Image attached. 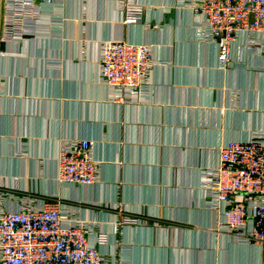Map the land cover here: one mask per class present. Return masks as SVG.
Segmentation results:
<instances>
[{
    "label": "crops",
    "instance_id": "1",
    "mask_svg": "<svg viewBox=\"0 0 264 264\" xmlns=\"http://www.w3.org/2000/svg\"><path fill=\"white\" fill-rule=\"evenodd\" d=\"M197 2L36 0L24 39L0 44V212L58 200L68 222L107 236L110 264H261L258 243L220 228L203 183L222 145L264 142V30L240 35L222 66ZM123 4L142 20L124 24ZM113 39L151 47L137 91L100 81ZM81 138L94 142L98 179L61 183V147Z\"/></svg>",
    "mask_w": 264,
    "mask_h": 264
},
{
    "label": "built area",
    "instance_id": "2",
    "mask_svg": "<svg viewBox=\"0 0 264 264\" xmlns=\"http://www.w3.org/2000/svg\"><path fill=\"white\" fill-rule=\"evenodd\" d=\"M197 1L193 9L202 19L200 35L215 43L223 65L230 60L231 48L240 35L264 30V0ZM123 6L124 24L142 20L141 6ZM37 12L36 0H4L0 44L20 43L26 19L35 18ZM152 60L150 45L122 39L104 41L100 81L120 94L137 91L147 83ZM93 151L94 142L89 139L65 141L58 156V181L72 185L95 183L99 167ZM203 186L212 192L221 208L224 220L220 228L258 243L264 264L262 136L222 145L219 163L207 172ZM63 206L54 199H45L38 207L31 201H22L16 210L0 212V264H110L100 251L107 236L87 223L68 222Z\"/></svg>",
    "mask_w": 264,
    "mask_h": 264
},
{
    "label": "rangeland",
    "instance_id": "3",
    "mask_svg": "<svg viewBox=\"0 0 264 264\" xmlns=\"http://www.w3.org/2000/svg\"><path fill=\"white\" fill-rule=\"evenodd\" d=\"M232 49L233 48H231V51H232ZM220 58L218 57V60H219ZM222 60H220L219 61V64H221L222 66H229L231 63H233V61H234V58H233V56H231L230 57V60L227 62V65H223V63L221 62ZM98 167H99V163H98ZM99 169V168H98Z\"/></svg>",
    "mask_w": 264,
    "mask_h": 264
},
{
    "label": "water",
    "instance_id": "4",
    "mask_svg": "<svg viewBox=\"0 0 264 264\" xmlns=\"http://www.w3.org/2000/svg\"><path fill=\"white\" fill-rule=\"evenodd\" d=\"M3 7H4V0H1V30H2V26H3Z\"/></svg>",
    "mask_w": 264,
    "mask_h": 264
}]
</instances>
